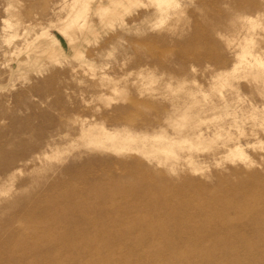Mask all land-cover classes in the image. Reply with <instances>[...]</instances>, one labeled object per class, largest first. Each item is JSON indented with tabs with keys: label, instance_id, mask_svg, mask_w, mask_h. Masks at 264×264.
Listing matches in <instances>:
<instances>
[{
	"label": "rangeland",
	"instance_id": "374dc122",
	"mask_svg": "<svg viewBox=\"0 0 264 264\" xmlns=\"http://www.w3.org/2000/svg\"><path fill=\"white\" fill-rule=\"evenodd\" d=\"M262 3L0 0V264H264Z\"/></svg>",
	"mask_w": 264,
	"mask_h": 264
},
{
	"label": "bare ground",
	"instance_id": "6f19581e",
	"mask_svg": "<svg viewBox=\"0 0 264 264\" xmlns=\"http://www.w3.org/2000/svg\"><path fill=\"white\" fill-rule=\"evenodd\" d=\"M262 4H263V3H262ZM262 4H261V5H262ZM263 5H264V4H263ZM261 7L264 8L263 6H261ZM256 11H257V10H256ZM254 12H255V11H254ZM235 14H236V12H235ZM235 14H234V16H235ZM256 14H257V13H256ZM234 16H233V17H234ZM246 16H247V15H246ZM249 16H250V15H249ZM236 17H237V16H236ZM236 17H235V18H236ZM239 17H240V16H239ZM235 18H234V19H235ZM240 28H241V27H240ZM242 29H243V28H242ZM232 30H233V29H232ZM240 30H241V29H239V32H240ZM232 33H233V32H232ZM237 34H239V33L237 32ZM241 37H242V36H241ZM238 40H239V39H238ZM238 44H239V43H238ZM238 44H236V45H238ZM236 45H235V46H236ZM235 52H237V51H235ZM253 68H254V67H253ZM254 69H255V68H254ZM151 127H152V126H151ZM155 127H156V126H155ZM136 130H137V129H136ZM130 174H131V173H130ZM130 174H129V175H130ZM134 175H135V174H134ZM132 177H133V176H132ZM132 177H131V179H133ZM131 182H132V181H131ZM107 185H108V184H107ZM138 185H139V184H138ZM100 186H101V185H100ZM103 186H104V185H103ZM103 186H102V187H103ZM110 186H111V185H110ZM132 186H133V185H132ZM94 187H95V186H94ZM129 187H130V185H129ZM106 188H107V187H106ZM145 188H148V187H145ZM186 188H187V187H186ZM100 189H101V188H100ZM107 189H108V188H107ZM115 189H116V188H115ZM126 189L128 190L127 187H126ZM141 189L147 191V190L144 189V188H141ZM149 189H150V188H149ZM92 190L94 191V189H92ZM102 190H104V189H102ZM143 190H142V191H143ZM106 191H107V190H106ZM115 191H116V190H115ZM85 192H86V191H85ZM108 192H109V191H108ZM136 192H137V191H136ZM154 192H155V191H154ZM102 193H103V192H102ZM104 193H105V192H104ZM104 193H103V194H104ZM114 193H115V192H114ZM132 193H133V191H132ZM132 193H131V194H132ZM134 193H135V192H134ZM134 193H133V194H134ZM138 193L141 195L140 191H138ZM138 193H137V194H138ZM147 193H148V192H147ZM147 193L145 192V194H144V195L142 194V195H143V196H146ZM157 193H158V192H157ZM96 194H98V193H96ZM99 194H100V193H99ZM139 194H138L137 196H139ZM71 195H72V194H71ZM88 195H89V194H87V196H88ZM93 195H94V194H93ZM105 195H106V194H105ZM111 195H112V194H111ZM135 195H136V194H135ZM135 195H134V197H135ZM148 195H149V193H148ZM83 196H84V195H83ZM95 196H96V195H95ZM106 196H107V195H106ZM106 196H105V197H106ZM118 196H119V195H118ZM118 196H117V197H118ZM132 196H133V195H132ZM137 196H136V197H137ZM156 196H157V195H156ZM78 197H79V196H78ZM103 197H104V196H103ZM105 197H104V198H105ZM111 197H113V196H111ZM146 197H147V196H146ZM93 198H94V197H93ZM244 198H245V197H244ZM57 199H58V198H57ZM91 199H92V198H91ZM94 199H95V198H94ZM105 199H106V198H105ZM105 199H104V200H105ZM137 199H138V198H137ZM137 199H136V200H137ZM148 199H150V198H148ZM148 199H147V201H149ZM86 200L88 201V199H86ZM92 200H93V199H92ZM55 201H56V200H55ZM145 201H146V200H145ZM147 201H146V202H147ZM77 202H78V201H77ZM109 202H110V201H107V203H109ZM151 202H152V200H151ZM155 202H157V200H156ZM155 202H154V203H155ZM163 202H164V201H163ZM163 202L161 203V202L158 201V203H160V204H163ZM167 202H168V200H167ZM52 203H53V202H52ZM105 203H106V202H105ZM143 203H144V202H143ZM148 203H149V205H150V202H147V204H148ZM164 203H165V202H164ZM66 204H67V203H66ZM66 204H65V205H66ZM72 204H73V203H72ZM145 204H146V203H145ZM147 204H146V205H147ZM218 204H219V203H218ZM67 205H68V204H67ZM75 205H76V204H75ZM102 205H105V204H102ZM152 205H153V204H151L150 206L153 207ZM52 206H53V205H52ZM71 206H73V205H71ZM89 206H90V205H89ZM91 206H92V204H91ZM53 207H54V206H53ZM76 207H77V206H76ZM78 207H80V209H81V206H78ZM92 207H93V206H92ZM106 207H107V206H106ZM106 207H105V208H106ZM110 207H111V206H110ZM131 207L134 208L133 206H131ZM58 208L60 209V207H58ZM62 208H63V207H62ZM73 208H75V207H73ZM82 208H83V207H82ZM85 208H86V205H85ZM115 208H116V207H115ZM124 208H125V207H124ZM65 209H66V208H65ZM67 209H68V208H67ZM67 209H66V210H67ZM83 209H84V208H83ZM83 209H81V211H82ZM107 209H108V208H107ZM107 209H106V210H107ZM118 209H119V208H118ZM118 209H117V210H118ZM127 209H128V207H127ZM135 209H136V208H135ZM158 209H159V208H158ZM167 209H168V208H167ZM173 209H175V208H173ZM85 210H86V209H85ZM128 210L130 211V209H128ZM149 210H150V209H149ZM177 210H178V209H177ZM177 210H176V213H177ZM200 210H201V209H200ZM204 210H205V209H204ZM108 211H109V210H108ZM119 211L121 212V210H119ZM126 211H127V210H126ZM150 211H151V210H150ZM157 211H159V210H157ZM169 211H171V210H169ZM180 211H181V210H180ZM201 211H202V210H201ZM201 211H200V212H201ZM63 212H64V211H63ZM66 212H67V211H66ZM69 212H71V210H69ZM89 212H90V211H89ZM104 212H106V211H104ZM127 212H128V211H127ZM130 212H131V211H130ZM136 212H137V211H136ZM58 213H59V211H58ZM64 213H65V212H64ZM67 213H68V212H67ZM71 213H72V212H71ZM101 213H102V212H101ZM151 213H152V212H151ZM164 213H165V212H164ZM171 213H172V212H171ZM56 214H57V213H56ZM62 214H63V213L61 212L60 215H62ZM75 214H76V213H75ZM75 214H74V215H75ZM78 214H79V213H78ZM81 214H82V213H81ZM121 214H122V213H121ZM172 214H173V213H172ZM79 215H80V214H79ZM168 215H169V214H168ZM58 216H59V215H57L56 217H58ZM62 216H63V215H62ZM62 216H61V217H62ZM80 216H81V215H80ZM118 216H119V215H118ZM124 216H125V215H124ZM65 217H67V216H65ZM65 217H64V218H65ZM159 217H160V216H159ZM46 218H47V217H46ZM73 218H74V217H73ZM107 218H108V217H107ZM69 219H70V218H69ZM71 219H72V218H71ZM99 219H100V218H99ZM102 219H104V218H102ZM105 219H106V218H105ZM108 219H109V218H108ZM46 221H47V220H46ZM78 221H79V220H77V225H78V223L80 222V221H79V222H78ZM100 221H101V220H100ZM100 221H98V222H100ZM103 221H105V220H103ZM107 221H108V220H107ZM89 222H90V221H89ZM94 222H95V221H94ZM64 223H68V222H64ZM70 223H71V222H70ZM70 223H68V224H70ZM73 223H75V222H73ZM55 224H56V223H55ZM68 224H67V226H68ZM97 224H98V223H97ZM161 224H162V223H161ZM75 225H76V224H75ZM83 225H84V224H83ZM60 226H61V224H60ZM65 226H66V225H65ZM106 226H107V225H106ZM108 226H109V225H108ZM62 227H63V225H62ZM74 227H75V226H74ZM79 227H80V226H79ZM75 229H76V228H75ZM48 230L50 231V229H48ZM52 230H53V229H52ZM55 230H56V229H55ZM64 230H65V229H64ZM71 230H72V229H71ZM41 232H42V231H41ZM74 232H75V231H74ZM134 232H135V231H134ZM184 232H185V231H184ZM43 233H44V232H43ZM54 233H55V232H54ZM76 233H77V232H76ZM85 233H86V232H85ZM44 234H45V233H44ZM44 234H43V235H44ZM51 234H52V233H51ZM57 234H58V233H57ZM46 235H47V234H46ZM48 235H49V234H48ZM48 235H47V237H48ZM55 235H56V234H55ZM106 235H107V234H106ZM52 236H53V234H52ZM86 236H87V235H86ZM121 236H122V235H121ZM55 237H56V236H55ZM57 237H58V235H57ZM62 237H63V236H62ZM51 238H54V236L51 237ZM34 239H36V238H34ZM58 239H59V238H58ZM66 239H67V238H66ZM55 240H56V239H55ZM64 240H65V239H64ZM70 240H71V238H70ZM70 240H69V242H70ZM35 241H36V240H35ZM41 241H42V240H41ZM49 241H50V240H49ZM72 241H74V240H72ZM112 241H113V240H112ZM31 242H32V241H31ZM65 242H66V240H65ZM47 245H49V244H47ZM51 245H52V244H50V246H51ZM63 245H64V244H63ZM222 245H223V244H222ZM33 246H34V245H33ZM62 247H63V246H62ZM72 247H73V246H72ZM73 248H74V247H73ZM60 249H61V248H60ZM3 250H4V249H3ZM61 251H62V250H61ZM85 252H86V251H85ZM42 253H43V252H42ZM49 253H50V252H49ZM51 258H52V257H51ZM13 260H14V259H13ZM39 261H40V260H39ZM43 261H44V260H43ZM46 262H47V261H46ZM109 263H110V262H109ZM39 264H40V262H39ZM169 264H170V263H169Z\"/></svg>",
	"mask_w": 264,
	"mask_h": 264
}]
</instances>
